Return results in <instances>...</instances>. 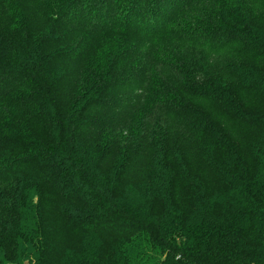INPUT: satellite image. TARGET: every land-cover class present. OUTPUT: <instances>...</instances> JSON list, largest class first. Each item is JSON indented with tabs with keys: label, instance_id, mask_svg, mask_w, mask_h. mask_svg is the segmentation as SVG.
I'll return each instance as SVG.
<instances>
[{
	"label": "trees",
	"instance_id": "obj_1",
	"mask_svg": "<svg viewBox=\"0 0 264 264\" xmlns=\"http://www.w3.org/2000/svg\"><path fill=\"white\" fill-rule=\"evenodd\" d=\"M198 2L7 0L0 264H264V0L224 2L230 36L168 30ZM161 37L209 82L161 63L148 103Z\"/></svg>",
	"mask_w": 264,
	"mask_h": 264
},
{
	"label": "rangeland",
	"instance_id": "obj_2",
	"mask_svg": "<svg viewBox=\"0 0 264 264\" xmlns=\"http://www.w3.org/2000/svg\"><path fill=\"white\" fill-rule=\"evenodd\" d=\"M13 1V0H12ZM226 0H199L198 4H194L188 11L185 17H180L176 22H172L169 31L177 32L179 29H185L192 26H197L201 30L205 31L210 36H230L234 33L228 29V25H236L237 16L241 17V21H245L242 11L235 5H228L226 7L224 4ZM59 1L52 2V5H56ZM7 0H0V34L4 36L7 34L8 27L12 25V20L15 15V6H6ZM29 4H26V9L28 10ZM236 11H234V10ZM37 11V8H36ZM224 13L225 16H221ZM219 19H222L219 21ZM247 25H250V22L247 21ZM12 28V26H11ZM173 33V34H174ZM124 40L120 39L117 41L111 40L109 42L108 38H102L101 48L97 49L96 54H98V59H102L103 55L106 54V50L109 52L117 49ZM170 40L168 37H161L153 39L149 46V55L146 57L145 61L147 62L149 68V75L151 79V88L150 91L153 94L149 95L148 103L154 102L155 100L164 97L166 95L165 88L161 79L157 76L156 68L161 63H168L175 69H177L178 78L182 80L184 84L195 85V86H205L208 84L207 75L209 74L203 69L194 70L193 67L187 65L185 61L178 59L177 54L174 53V49L169 44ZM154 80V81H153ZM144 107L139 110L141 113L144 109L147 108V105L144 103Z\"/></svg>",
	"mask_w": 264,
	"mask_h": 264
}]
</instances>
